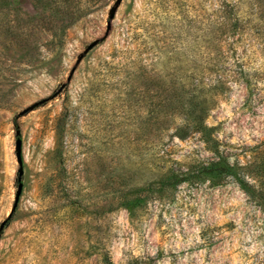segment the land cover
I'll return each mask as SVG.
<instances>
[{
  "label": "rangeland",
  "instance_id": "374dc122",
  "mask_svg": "<svg viewBox=\"0 0 264 264\" xmlns=\"http://www.w3.org/2000/svg\"><path fill=\"white\" fill-rule=\"evenodd\" d=\"M114 1L0 0V264H264V0Z\"/></svg>",
  "mask_w": 264,
  "mask_h": 264
},
{
  "label": "water",
  "instance_id": "95a60500",
  "mask_svg": "<svg viewBox=\"0 0 264 264\" xmlns=\"http://www.w3.org/2000/svg\"><path fill=\"white\" fill-rule=\"evenodd\" d=\"M121 2V0H115L114 1V4L113 6L110 7L109 9V19H112L114 17V13L116 11V8L118 6V4ZM110 26V21L107 22V28H109ZM97 43L96 40L92 41L91 43H89L86 48L84 49V53H86L87 51H89L95 44ZM83 57V55H79L78 57V62L80 61V59ZM74 68L71 70V72H73ZM15 156H16V160L18 162V165H19V168H18V180L20 179V176L22 174V167H21V163H22V160H21V141L20 139H16V142H15ZM21 188H22V185L21 183H18L17 185V189H16V192H15V195H14V201L12 203V207H11V212L16 208V205H17V202H18V199H19V196H20V193H21ZM0 226H2V223L0 224Z\"/></svg>",
  "mask_w": 264,
  "mask_h": 264
},
{
  "label": "trees",
  "instance_id": "16d2710c",
  "mask_svg": "<svg viewBox=\"0 0 264 264\" xmlns=\"http://www.w3.org/2000/svg\"><path fill=\"white\" fill-rule=\"evenodd\" d=\"M182 136V135H180ZM211 166L216 170V172H219L220 174H228L231 172V167L225 165L221 161H214L211 162ZM136 260L130 261L128 264L134 263Z\"/></svg>",
  "mask_w": 264,
  "mask_h": 264
}]
</instances>
